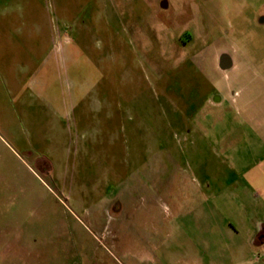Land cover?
Segmentation results:
<instances>
[{
	"label": "rangeland",
	"instance_id": "374dc122",
	"mask_svg": "<svg viewBox=\"0 0 264 264\" xmlns=\"http://www.w3.org/2000/svg\"><path fill=\"white\" fill-rule=\"evenodd\" d=\"M261 18L264 0H0V264H264V228L236 225L264 219L261 144L165 134L169 97L228 79L222 50L264 53ZM228 167L258 214L194 179Z\"/></svg>",
	"mask_w": 264,
	"mask_h": 264
},
{
	"label": "crops",
	"instance_id": "0c3cea01",
	"mask_svg": "<svg viewBox=\"0 0 264 264\" xmlns=\"http://www.w3.org/2000/svg\"><path fill=\"white\" fill-rule=\"evenodd\" d=\"M260 20L264 23V18ZM251 55L247 56L246 63L239 66L231 52H220L217 67L226 74L231 73L223 84L214 87L216 93L213 96L204 95L202 99L196 100L185 90L178 98H168L172 110L167 112L168 127L165 134L169 135L172 144L188 143L196 146L201 139L206 142L207 136L213 135L217 150L225 154L238 151V146L245 142L251 150L255 149L256 143L264 149V53L255 50ZM152 140L158 149L163 148V140ZM172 163L178 166L175 159H172ZM223 172H227V175L216 174L210 180H201V177L194 179L203 190L206 185L207 189L209 187L219 193L229 192L231 199L239 206L235 207L237 210L232 209V214H258L255 192L245 178L229 167ZM156 174L159 176L158 170ZM256 222L248 228V222L243 218L236 219V225L245 230L257 227V231H260L264 228V219ZM260 243L264 246V239Z\"/></svg>",
	"mask_w": 264,
	"mask_h": 264
}]
</instances>
